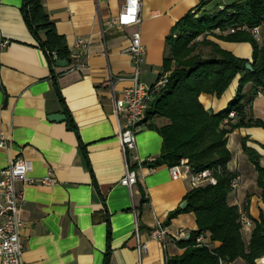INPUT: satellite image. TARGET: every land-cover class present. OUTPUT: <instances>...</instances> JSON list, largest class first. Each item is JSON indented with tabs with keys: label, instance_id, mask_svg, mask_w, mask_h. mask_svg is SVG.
Here are the masks:
<instances>
[{
	"label": "crops",
	"instance_id": "1",
	"mask_svg": "<svg viewBox=\"0 0 264 264\" xmlns=\"http://www.w3.org/2000/svg\"><path fill=\"white\" fill-rule=\"evenodd\" d=\"M23 1L0 0V38L10 39L0 48V137L8 143L0 146V176L15 158L32 163L29 177L35 181L17 183L24 199L25 264H168L186 251L185 238L198 229L191 211L168 222L173 210L187 207L182 205L193 189L189 179L172 177L169 163L153 164L163 156L158 127L166 126L169 119L156 116L139 128L132 154L144 161L130 156L138 174L131 192L121 183L126 164L113 98L103 83L112 70L125 78L117 84L119 90L132 85L134 63L128 45L134 31H141L146 46L141 79L153 85L169 53L167 36L180 19L204 4V9L212 10L239 0H142V22L132 27L111 23L125 0H43L71 51L72 61L62 67L52 65L39 46L26 22ZM41 36L45 38V33ZM79 39L85 40L86 49L76 46ZM215 40L237 56L252 59L249 42ZM239 79L221 97L203 93L200 99L206 109L226 108ZM262 91L251 105L255 118L264 122ZM56 114L67 118L50 119ZM71 116L75 127L69 124ZM243 140L260 155L264 167V127H241L228 136L233 156L227 167L241 176L240 188L232 190L228 200L253 221L249 230L244 229L249 241L255 221L264 217V198L259 171ZM49 174L56 179L53 185L40 181ZM158 220L168 226L165 241L151 237ZM179 229L185 230L184 237L177 235ZM208 238L210 247L221 245ZM225 264L247 261L239 257Z\"/></svg>",
	"mask_w": 264,
	"mask_h": 264
},
{
	"label": "trees",
	"instance_id": "2",
	"mask_svg": "<svg viewBox=\"0 0 264 264\" xmlns=\"http://www.w3.org/2000/svg\"><path fill=\"white\" fill-rule=\"evenodd\" d=\"M205 6L180 19L167 36L169 53L164 57L163 72L158 79L166 77V81L154 92L145 119L156 116L169 119L166 126L158 127L163 137V156L153 164L172 166L187 158L195 171L220 168L216 185L193 188L187 195V207L169 214L168 222L183 211L194 212L198 229L185 238L186 251L171 258L168 264H219L221 258L227 262L239 257L247 264H256L257 259L264 257V217L255 221L247 241L241 210L228 200L231 180L237 174L227 166L233 156L228 147L229 134L241 127H264V122L255 118L251 105L258 92L264 90V36L259 40L252 31L264 23V0H239L230 2L224 9L219 5V10L204 9ZM22 10L50 63H56L54 52L60 59L72 61L67 41L59 34L43 0H24ZM41 33H45V38ZM215 39L249 42L253 47L252 59L237 56ZM237 77H240L237 92L227 107L220 112L206 109L201 95L221 97ZM58 91L61 95L59 88ZM69 124L75 127L72 116ZM243 146L259 171L264 198L260 155L245 140ZM200 234L208 235L211 241H220L221 245L214 248L198 245ZM110 239L109 233V246Z\"/></svg>",
	"mask_w": 264,
	"mask_h": 264
},
{
	"label": "built area",
	"instance_id": "3",
	"mask_svg": "<svg viewBox=\"0 0 264 264\" xmlns=\"http://www.w3.org/2000/svg\"><path fill=\"white\" fill-rule=\"evenodd\" d=\"M99 1V0H98ZM142 0H125L120 12L117 16L111 18V23L120 27L138 26L142 22L141 17ZM221 9L225 8L224 4L220 5ZM264 23L253 28V34L261 39ZM10 42V39L0 38V48L5 47ZM76 46L86 49L85 40L79 39ZM133 63L134 71L131 77L132 85L117 88V84L124 80V77H119L109 71L103 87L107 90L114 102V116H116L118 126V136L120 138L121 150L126 164V173L121 180L123 185L133 190L134 185L138 181V174L131 167L132 151L137 147V134L142 123L146 119L147 111L150 107V102L154 92L165 83L166 77L162 78L155 85H148L141 79L142 65L145 59L146 46L142 40L140 30L133 32L130 45H128ZM78 57L82 55H76ZM263 91H259L262 95ZM235 112L231 113L234 116ZM7 141L0 137V146H7ZM135 160L143 162L138 155L133 156ZM153 160V159H151ZM9 165L1 171L0 176V264H25L23 259L24 245L22 241L21 230L25 226L22 219L24 212L23 192L17 189L19 181L30 182L35 181L29 177V172L32 169V163L24 158H15L9 161ZM172 177L175 179H189L192 188L218 183L217 173H220V168H206L201 171H195L187 158H182L179 163L170 166ZM45 184H55L56 179L52 174H49L40 180ZM241 186V176L235 175L231 180L232 190H237ZM136 223L138 227L137 210L134 206ZM241 222L246 230L252 226L250 217L241 212ZM178 236L185 235L184 229H179ZM169 236L168 226L162 220H158L151 229V237L165 241ZM206 234H200L197 238V243L200 246L210 247V242ZM219 264H225L223 258Z\"/></svg>",
	"mask_w": 264,
	"mask_h": 264
},
{
	"label": "water",
	"instance_id": "4",
	"mask_svg": "<svg viewBox=\"0 0 264 264\" xmlns=\"http://www.w3.org/2000/svg\"><path fill=\"white\" fill-rule=\"evenodd\" d=\"M53 55L57 66L62 67V66H67L69 64L68 60L65 61L64 59H60L58 53L54 52ZM247 67L248 69H251L252 68L251 63H248ZM66 118L67 116L64 114H56L50 117V119H55V120H65ZM187 204L188 202H184L182 207H185Z\"/></svg>",
	"mask_w": 264,
	"mask_h": 264
},
{
	"label": "bare ground",
	"instance_id": "5",
	"mask_svg": "<svg viewBox=\"0 0 264 264\" xmlns=\"http://www.w3.org/2000/svg\"><path fill=\"white\" fill-rule=\"evenodd\" d=\"M258 264H264V259L259 260Z\"/></svg>",
	"mask_w": 264,
	"mask_h": 264
},
{
	"label": "rangeland",
	"instance_id": "6",
	"mask_svg": "<svg viewBox=\"0 0 264 264\" xmlns=\"http://www.w3.org/2000/svg\"><path fill=\"white\" fill-rule=\"evenodd\" d=\"M217 9L219 10V7H217ZM263 33V32H262ZM262 36V35H261Z\"/></svg>",
	"mask_w": 264,
	"mask_h": 264
}]
</instances>
